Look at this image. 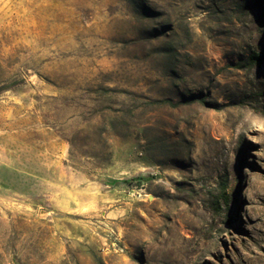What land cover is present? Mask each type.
I'll return each mask as SVG.
<instances>
[{
  "label": "rangeland",
  "instance_id": "1",
  "mask_svg": "<svg viewBox=\"0 0 264 264\" xmlns=\"http://www.w3.org/2000/svg\"><path fill=\"white\" fill-rule=\"evenodd\" d=\"M0 264H264V0H0Z\"/></svg>",
  "mask_w": 264,
  "mask_h": 264
},
{
  "label": "trees",
  "instance_id": "2",
  "mask_svg": "<svg viewBox=\"0 0 264 264\" xmlns=\"http://www.w3.org/2000/svg\"><path fill=\"white\" fill-rule=\"evenodd\" d=\"M252 58H255V57H252ZM224 202V204L226 205L227 204V197L224 195L222 198H221ZM217 200L215 199L214 203H216Z\"/></svg>",
  "mask_w": 264,
  "mask_h": 264
}]
</instances>
